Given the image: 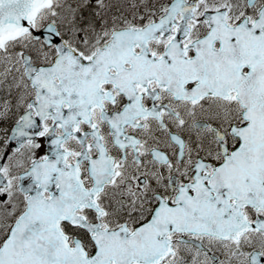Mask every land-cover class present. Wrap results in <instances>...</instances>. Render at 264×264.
<instances>
[{
	"label": "snow or ice",
	"instance_id": "obj_1",
	"mask_svg": "<svg viewBox=\"0 0 264 264\" xmlns=\"http://www.w3.org/2000/svg\"><path fill=\"white\" fill-rule=\"evenodd\" d=\"M0 264H264V0H0Z\"/></svg>",
	"mask_w": 264,
	"mask_h": 264
}]
</instances>
